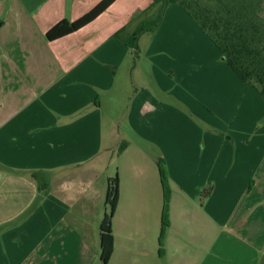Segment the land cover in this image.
<instances>
[{
  "label": "crops",
  "instance_id": "1",
  "mask_svg": "<svg viewBox=\"0 0 264 264\" xmlns=\"http://www.w3.org/2000/svg\"><path fill=\"white\" fill-rule=\"evenodd\" d=\"M102 1L0 0V264H264L259 90L177 4L137 59L115 35L153 0L48 40Z\"/></svg>",
  "mask_w": 264,
  "mask_h": 264
},
{
  "label": "trees",
  "instance_id": "2",
  "mask_svg": "<svg viewBox=\"0 0 264 264\" xmlns=\"http://www.w3.org/2000/svg\"><path fill=\"white\" fill-rule=\"evenodd\" d=\"M117 0H103L91 12L76 22L63 21L47 35L54 41L71 35L96 20ZM180 5L197 25L207 34L212 44L219 49L225 62L237 77L247 85L256 87L264 99V31L254 22L250 6L233 7L226 4L221 9L204 8L199 3L189 4L183 0H153L150 7L137 13L131 20L134 28L121 29L115 37L133 50L135 59L139 56V41L145 34L155 33L161 26L166 10L171 5ZM123 149V148H122ZM121 149V151H122ZM161 181L164 190V209L162 216V235L169 228V179L164 163H159ZM117 187L109 193L107 205L110 212L101 227V258L105 263L113 251L111 222L117 203ZM162 251V249L160 250Z\"/></svg>",
  "mask_w": 264,
  "mask_h": 264
},
{
  "label": "rangeland",
  "instance_id": "3",
  "mask_svg": "<svg viewBox=\"0 0 264 264\" xmlns=\"http://www.w3.org/2000/svg\"><path fill=\"white\" fill-rule=\"evenodd\" d=\"M189 4L199 3L204 8L221 9L226 4H233V7L239 8L242 6H250L252 20L257 22L260 28L264 31V0H183Z\"/></svg>",
  "mask_w": 264,
  "mask_h": 264
}]
</instances>
